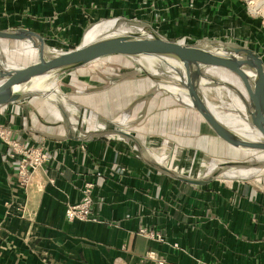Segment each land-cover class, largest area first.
<instances>
[{
	"label": "crops",
	"instance_id": "obj_1",
	"mask_svg": "<svg viewBox=\"0 0 264 264\" xmlns=\"http://www.w3.org/2000/svg\"><path fill=\"white\" fill-rule=\"evenodd\" d=\"M115 17L146 22L182 43L246 42L264 60V34L244 0H0V29H32L62 50L79 44L93 25L120 20ZM33 42L1 38V61L19 66L37 59ZM29 46L38 55L11 54ZM118 55L116 69L83 65L63 72L65 82L74 83L70 100L82 117L105 122L104 129L82 121L73 129L70 112L47 95L0 106V126L26 144L44 140L50 153L22 185L0 136V264H159L157 258L264 264V155L228 144L197 110L158 88L123 54L102 57ZM212 67L205 72L218 77ZM212 90L227 94L216 86L204 92ZM226 158L248 164L214 175ZM179 174L210 180L195 184ZM87 181L98 220H68L65 208L81 198Z\"/></svg>",
	"mask_w": 264,
	"mask_h": 264
},
{
	"label": "water",
	"instance_id": "obj_2",
	"mask_svg": "<svg viewBox=\"0 0 264 264\" xmlns=\"http://www.w3.org/2000/svg\"><path fill=\"white\" fill-rule=\"evenodd\" d=\"M115 18L130 24L142 23L145 30L104 33L62 50L50 48L44 36L32 29L26 27L0 29V53L3 37L31 39L39 49L37 59L19 66L5 65L0 58V106L31 94L46 96L45 93L28 92L27 89L42 77L54 79L63 72L112 53L130 57L157 83L158 88L165 89L158 85L157 78L138 60L141 55L152 54L161 57L170 67L168 71H176L184 76L182 84L190 99V103L185 104L197 110L220 138L242 150L264 153V60L259 51L247 45L223 40L205 39L182 43L167 38L146 22ZM208 66L222 67L235 73L242 83V91L227 81L207 74L205 68ZM204 78L211 79L214 84H226L235 90L244 103L245 118L257 135L256 139L243 137L235 127L229 126L213 112L208 98L201 89L205 83L202 80ZM179 82L181 83V80ZM246 164L247 160H226L220 163L214 174L220 172L224 166ZM178 177L195 184H204L210 180L184 174H179Z\"/></svg>",
	"mask_w": 264,
	"mask_h": 264
},
{
	"label": "rangeland",
	"instance_id": "obj_3",
	"mask_svg": "<svg viewBox=\"0 0 264 264\" xmlns=\"http://www.w3.org/2000/svg\"><path fill=\"white\" fill-rule=\"evenodd\" d=\"M244 1H245V4L247 5L248 0H244ZM249 1H250V6H249L248 10H250V11H256L257 10V12H254V14L249 12L250 18L254 21L255 24L254 23L253 24L256 25L259 28V30L264 34V0H249ZM110 18H112V17H110ZM90 28H92V27H90ZM110 28L113 29L115 27L112 26ZM128 30H142V29H141V27H139L137 25L131 24L130 27L128 28ZM87 31H86V34H87ZM230 42L236 43L235 41H230ZM33 43L35 44V42H33ZM237 43L242 44V45H246V44L249 45L246 42H242V43L237 42ZM250 45L252 47V44H250ZM37 52H38L37 47L35 49V48L29 46L25 49L21 48V49L15 50L13 52L11 51V54L14 55L15 53H19L22 55H38ZM124 56L122 59H125V57L128 58L129 61L133 63V66H136V68H138L141 73L145 74L144 70L135 61H133L128 56H125V57ZM120 57H122V56L118 55V56H110V57H100L94 61H91V62L85 64V66L94 68L96 71L97 70H105L106 68L109 70H112V68L116 69V66L114 64H116L117 66H121L120 65L121 63L119 61L118 62L116 61V60H120ZM106 58H112V60H113L112 63H105ZM160 64H161L162 68L167 69V71L170 70V67L164 61L160 60ZM212 68H214V69H210V70H215V69L217 70V71H215V74H217V76H218L217 78L224 80V81H227V82L229 81L230 83L232 82L231 84H233L237 88L239 87L240 89H243L242 83L240 82V80L238 79L237 76H230L227 73V71H225V68H222V67L213 66ZM222 69H224V70H222ZM63 74L64 73H61L60 75H58L56 77V79L54 81H52V84H48L47 85L48 93L46 92L45 89H44V93L47 95L48 99H52L54 101H58L61 104H63L66 110H67V108L65 106L66 104L76 106L77 112L79 113L80 116H82V113H81L79 106L75 102L70 100V95L73 93L72 91L74 89V87H73L74 83H70L68 85L65 82V79L63 78ZM214 77H216V76H214ZM205 79H206V81L210 80L208 78H205ZM89 82H91V81H89ZM58 86L60 87V90H59ZM211 86L224 88L225 90H227V94H229L230 97L227 96V94L225 93L226 91H223L224 93L222 94V96H218L216 90H212V93L207 92V94H205L204 91L206 90V87L209 88ZM201 89H202L203 93L205 94V96L208 98L209 104H213L215 106H221L218 108V112L220 113V115L222 116V118L225 121L237 117L238 114L232 110L233 109L232 107H233V105L241 106L242 102H241L240 97L237 95V93L234 90L232 92L231 89H228L223 84H216L215 85L214 83H213V85H208V83H203V85L201 86ZM165 91H167V90H165ZM36 96H44V95H42V94H31L29 96L22 98V100L29 99V98L32 99ZM69 114H71V113H69ZM258 154L264 155L263 152H258ZM226 160H236V159L226 158L225 160H219V162L221 163V162L226 161ZM216 165H218V164H216ZM224 167H228V166H224ZM181 170H183V169L181 168ZM185 171H186L185 174H188L187 170H185ZM218 173H216L214 175H217Z\"/></svg>",
	"mask_w": 264,
	"mask_h": 264
},
{
	"label": "built area",
	"instance_id": "obj_4",
	"mask_svg": "<svg viewBox=\"0 0 264 264\" xmlns=\"http://www.w3.org/2000/svg\"><path fill=\"white\" fill-rule=\"evenodd\" d=\"M250 6V1H247V11L254 14L256 11L248 10ZM67 110L71 113V124L73 129H77V125L79 122H84L86 128H91L94 130L104 129L106 127L105 122L96 121L94 123H90L86 120V118L79 115L77 112L76 106L66 104ZM0 136L5 140V142L10 147V156L15 159L17 165V176L20 184L26 185L32 178L34 171L42 166L50 157L49 150L46 146L44 140L37 144H26L23 143L15 134L12 128L0 126ZM166 155H163L161 160L165 161ZM92 185L91 181H87L84 183L82 188V196L76 202H70L67 204L65 208V216L68 220L73 219H90L93 221L98 220V216L94 214L92 207ZM139 231L150 237H159L161 235L159 233H155L152 230H147L145 228H140ZM152 252H149V257L154 258ZM159 264H164V260L157 258Z\"/></svg>",
	"mask_w": 264,
	"mask_h": 264
},
{
	"label": "bare ground",
	"instance_id": "obj_5",
	"mask_svg": "<svg viewBox=\"0 0 264 264\" xmlns=\"http://www.w3.org/2000/svg\"><path fill=\"white\" fill-rule=\"evenodd\" d=\"M131 23L139 27L143 26L141 29L145 30L144 24L137 23V22H131ZM130 25H131L130 23H125V22H122L121 20L110 21L106 23H99V24L92 26V28H90L87 31V34H85V37L83 40L88 41L92 39L93 37L100 35V34H104V33L127 31ZM112 26H114L115 28L111 29L110 27ZM138 60L148 71H150L157 78L158 85H160L161 87H164L168 92L175 95V97H177L183 103L185 102L190 103V99L186 94L184 85L182 84V82L184 81L183 75H181L180 73L176 71L171 72V71L163 70L160 64V60L162 59L159 56L152 55V54H144V55L139 56ZM55 79L56 78L47 79V78L42 77L36 82H34L32 85H30L27 91L28 92L37 91V92L43 93L45 89L46 92L48 93L47 85L52 84V81H54ZM179 80H181V83L179 82ZM202 80L203 82L208 83V85H213V82L211 79L209 81H206L205 78ZM223 85L233 91V89L227 86L226 84H223ZM241 102H242V105L239 108L237 106H234L232 109L234 112L238 114L237 117L232 118L227 121H225L220 115V113L218 112V108L221 106H215L213 104H209V105H210V108L213 110V112L219 118H221L229 126L235 127L237 129V132L240 135H242L243 137L249 138V139H256L257 135L254 133V131L252 130V127L248 124L245 118L244 103L242 100Z\"/></svg>",
	"mask_w": 264,
	"mask_h": 264
}]
</instances>
